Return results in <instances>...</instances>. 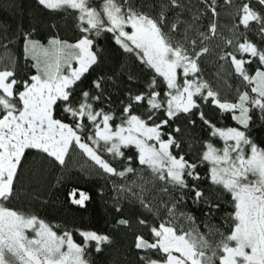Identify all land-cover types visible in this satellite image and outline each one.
Returning a JSON list of instances; mask_svg holds the SVG:
<instances>
[{
    "label": "snow or ice",
    "instance_id": "obj_1",
    "mask_svg": "<svg viewBox=\"0 0 264 264\" xmlns=\"http://www.w3.org/2000/svg\"><path fill=\"white\" fill-rule=\"evenodd\" d=\"M203 2L215 18L216 0L210 4L209 0ZM227 2L231 4L232 0ZM37 3L54 12L77 11L82 35L75 43L54 37L45 46L31 39V33L21 31L24 52L36 61L33 65L36 74L24 79L14 67L0 69V264H91L87 258L89 247L99 253L104 245L112 243L109 235L94 230H77L82 237V243H77L72 232L58 234L36 215H26L8 206L18 195L23 162L29 150L46 154L63 165L69 149L76 146L104 173L125 177L135 169L129 164L119 170L100 152L130 162L132 156H125L123 149L134 147L139 164L147 166L157 180L178 190L181 201L187 189L195 201L218 209L223 193L206 192L195 183L205 179L197 171L198 163L173 154V149L181 147L175 135L181 128L174 126L175 122L183 116L189 124H195L193 115H198L210 127L211 136L224 142L222 148L207 143L199 163L210 165L206 178L212 185L231 194L234 207L228 217L232 220L231 231L227 235L219 233L221 239L213 245L203 234L179 228L171 220L151 226L140 219L138 223L146 225L151 233V239L143 235L136 237L135 248L145 252L139 258L140 264H264V148L258 147L246 132L254 109H259L264 119V48L245 36L242 42H235L234 52L221 57L230 59L235 74L255 93L252 96L249 91H243L238 95V102H222L219 94L198 75L200 57L209 52L208 47L197 51L195 40L189 42L191 48L186 46V33L192 25L185 28V39L171 35L183 23L179 19L181 12L191 11L183 0H160L158 5H152L159 8L155 15L141 10L132 0H101L99 8L91 0H37ZM175 10L180 11H176L173 21L168 13ZM236 16L239 23L234 29L243 26L253 30L254 26L264 39V0H245ZM198 19L194 14L193 20ZM216 32L213 19L208 33L215 36ZM102 33L113 34L115 43L125 52L134 53L162 77L168 90L162 97L153 77L147 92L129 95L121 122L115 127L112 121L116 116L95 106L104 98V77L92 82L95 92L79 87L90 70L103 61L95 40ZM200 35L210 38L205 33ZM226 43L232 45L234 41ZM40 54L44 57L43 64ZM244 54L250 58L245 59ZM254 59L258 66L250 74L246 65ZM209 99L223 112L232 113L241 127L220 128L212 124L199 102L207 103ZM142 104L146 106L145 112L136 114L134 107ZM58 106L71 122L57 117ZM160 112H163L162 118L158 116ZM165 128L171 131L165 132ZM163 191L167 192L168 188ZM133 195L143 207L153 210L142 195ZM68 197L70 203L80 207L91 200L87 191L75 187ZM174 209L175 204L169 208V216H174Z\"/></svg>",
    "mask_w": 264,
    "mask_h": 264
},
{
    "label": "trees",
    "instance_id": "obj_2",
    "mask_svg": "<svg viewBox=\"0 0 264 264\" xmlns=\"http://www.w3.org/2000/svg\"><path fill=\"white\" fill-rule=\"evenodd\" d=\"M91 2L99 8L101 0H91ZM244 2L245 0H232L229 4L227 0H216L214 7L218 15L213 18L203 0H183L191 11L181 12L179 19L183 23L178 32L171 34L176 39H185V28L189 24L192 25L186 33V46L191 48L189 42L195 40L197 51L202 47H208L209 52L200 57L201 72L198 75L219 94L222 102H238V95L243 91L255 95L250 92L247 82L242 81L235 74L230 59H221L227 53L234 52L235 42L237 40L242 42L245 36L264 48V39L255 31L254 26L253 30H246L243 26L238 29L233 28L239 23L236 12ZM132 3L153 15L159 11L158 7L152 5H158L160 0H132ZM176 11L180 10L168 13L170 20L176 19ZM194 14L199 16L196 21L193 20ZM77 17L78 12L75 10L54 12L38 5L37 0H0V29L3 30L0 33V60H2L0 69L14 67L17 75L24 79L36 74V68L33 66L36 61L25 54L24 38L19 33L21 31L31 33V39L45 46H48V41L54 37L75 43L82 35ZM213 19L217 24L215 36L208 33ZM201 33L209 35L210 38L204 39ZM241 33L244 35H240ZM95 40L103 61L99 66H94V70H90L79 87L95 92L92 82L104 77L105 82L102 85L104 98L102 102H96L95 106L102 107L106 112L116 116L112 121L115 127L121 122L122 109L128 102L129 95L147 92L153 77L156 78L157 90L161 92L162 97L168 90L162 77L145 65L134 53L125 52L115 43L113 34L102 33ZM227 40H233L234 43L229 45L226 43ZM244 58L250 57L244 54ZM40 60L43 64L42 54ZM257 66L258 62L255 59L252 64L246 65L250 74H254ZM199 102L206 118L217 127H241L232 118V113L223 112L211 103V99L207 103ZM145 110L146 106L143 104L133 109L136 114H143ZM250 114L252 121L246 132L258 147L264 148V119L261 118L259 109H254ZM56 115L65 122H71L59 106ZM158 116L162 118L163 112L158 113ZM191 119L196 123L189 124L188 118L183 116L175 122L174 126L181 128V132L175 134L181 142V147L173 149V154L184 155L185 159L198 163L197 171L205 179L195 183L206 192L212 190L223 193L218 201L220 204L218 209H210L208 204L195 201L193 194L187 189L184 190L185 195L181 201L178 190L157 180L147 166L139 164L138 153L134 147L123 149L125 156H132L130 162L121 158L113 159L110 153L100 152L105 160L119 170H123L129 164L135 169L134 173L117 177L104 173L76 146L69 149L63 165L46 154L35 150L27 151L17 188L18 195L15 200L8 203V206L26 215H36L53 226V230L58 234L64 231L72 232L73 239L77 243H82V237L77 230H94L109 235L112 243L104 245L103 251L98 253L94 247H89L87 258L91 264H140L139 258L145 255V252L135 248L136 237L143 235L146 239H151L149 228L138 223L140 219L146 220L151 226H158L161 222L171 220L179 228L203 234L215 245L221 239L219 233L225 235L230 233L232 220L228 217L234 211V207L231 194L212 185L206 178L210 165L200 164L199 158L206 151L207 143L222 148L224 142L219 137L211 136L210 127L204 124L198 115L191 116ZM87 131L90 134L91 129ZM164 131L170 132L171 128H165ZM192 183L193 181L189 179V184ZM74 187L87 191L91 196L85 207L70 203L68 193ZM165 187L168 188L167 192L163 191ZM133 193L142 195L144 202L150 204L153 210L149 211L143 207ZM173 204H175V214L169 216V208ZM188 217L193 219L189 220ZM124 220L128 223L121 226L120 222Z\"/></svg>",
    "mask_w": 264,
    "mask_h": 264
},
{
    "label": "water",
    "instance_id": "obj_3",
    "mask_svg": "<svg viewBox=\"0 0 264 264\" xmlns=\"http://www.w3.org/2000/svg\"><path fill=\"white\" fill-rule=\"evenodd\" d=\"M120 225H121V226H125L126 224L120 222Z\"/></svg>",
    "mask_w": 264,
    "mask_h": 264
},
{
    "label": "rangeland",
    "instance_id": "obj_4",
    "mask_svg": "<svg viewBox=\"0 0 264 264\" xmlns=\"http://www.w3.org/2000/svg\"><path fill=\"white\" fill-rule=\"evenodd\" d=\"M75 66V65H74ZM223 141V140H222ZM29 235H31V233H29Z\"/></svg>",
    "mask_w": 264,
    "mask_h": 264
}]
</instances>
